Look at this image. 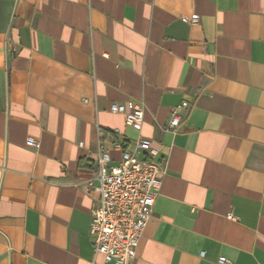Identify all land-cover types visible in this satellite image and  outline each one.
<instances>
[{
	"label": "crops",
	"instance_id": "obj_1",
	"mask_svg": "<svg viewBox=\"0 0 264 264\" xmlns=\"http://www.w3.org/2000/svg\"><path fill=\"white\" fill-rule=\"evenodd\" d=\"M138 138L164 172L132 264H264V0H0V264H104L83 182Z\"/></svg>",
	"mask_w": 264,
	"mask_h": 264
},
{
	"label": "built area",
	"instance_id": "obj_2",
	"mask_svg": "<svg viewBox=\"0 0 264 264\" xmlns=\"http://www.w3.org/2000/svg\"><path fill=\"white\" fill-rule=\"evenodd\" d=\"M183 20L197 23L199 17L192 14L184 16ZM186 106L183 102L171 110L167 130L175 132L179 127L180 110ZM109 110L123 115L126 124L134 128L139 129L142 125V103L113 102ZM26 144L37 145L31 137L26 139ZM116 147L120 157L112 163L109 151L98 144L96 173L92 179L83 182L85 192L96 193L90 210L89 238L94 252L102 256L104 264H132L144 229L153 215L164 169L156 160L159 149L148 139L138 138L132 150ZM216 264L230 262L225 256H219Z\"/></svg>",
	"mask_w": 264,
	"mask_h": 264
}]
</instances>
